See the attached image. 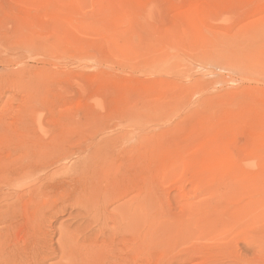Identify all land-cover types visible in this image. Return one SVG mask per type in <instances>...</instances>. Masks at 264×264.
<instances>
[{"label":"rangeland","instance_id":"374dc122","mask_svg":"<svg viewBox=\"0 0 264 264\" xmlns=\"http://www.w3.org/2000/svg\"><path fill=\"white\" fill-rule=\"evenodd\" d=\"M0 264H264V0H0Z\"/></svg>","mask_w":264,"mask_h":264}]
</instances>
